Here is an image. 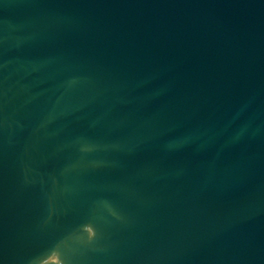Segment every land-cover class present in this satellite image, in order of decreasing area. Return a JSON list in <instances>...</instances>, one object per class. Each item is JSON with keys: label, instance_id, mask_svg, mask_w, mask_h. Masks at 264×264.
<instances>
[{"label": "water", "instance_id": "water-1", "mask_svg": "<svg viewBox=\"0 0 264 264\" xmlns=\"http://www.w3.org/2000/svg\"><path fill=\"white\" fill-rule=\"evenodd\" d=\"M0 264H264V0H0Z\"/></svg>", "mask_w": 264, "mask_h": 264}]
</instances>
